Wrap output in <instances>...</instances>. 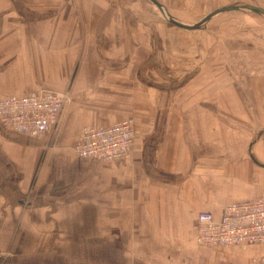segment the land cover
<instances>
[{
	"label": "crops",
	"instance_id": "obj_1",
	"mask_svg": "<svg viewBox=\"0 0 264 264\" xmlns=\"http://www.w3.org/2000/svg\"><path fill=\"white\" fill-rule=\"evenodd\" d=\"M50 4L58 6L56 11ZM24 13L13 12L12 0H0V95L50 89L67 92L68 100L55 127L43 134L0 124V264H82V256L87 264H252L263 245L204 246L195 237L199 211L217 218L228 202L264 197V190L250 192L241 185L242 178L250 181L253 169L248 162L249 171L241 169V141L235 128L227 129L223 110L160 107V92L134 82L130 87L123 59L130 45L128 13L113 0H25ZM15 19L50 20L41 30L26 29L28 37L44 29L46 37L57 36L55 43L58 36H81L83 30L96 37L83 51L94 52L98 61L82 66L71 98L46 78L33 80L31 68L12 73ZM154 33L160 41L162 35ZM51 52L39 68H50L57 79V65L65 60L57 56V47ZM127 116L134 119L128 158L108 162L75 152L84 127ZM258 143L251 142L257 148H247L246 154L264 168V141ZM85 220L95 234L84 239ZM39 226L71 229L72 234L34 235ZM15 228H23V234H15ZM82 244L88 245L83 253Z\"/></svg>",
	"mask_w": 264,
	"mask_h": 264
},
{
	"label": "rangeland",
	"instance_id": "obj_2",
	"mask_svg": "<svg viewBox=\"0 0 264 264\" xmlns=\"http://www.w3.org/2000/svg\"><path fill=\"white\" fill-rule=\"evenodd\" d=\"M160 1L176 16L175 19L189 24L223 5L248 2L264 5V0ZM24 4L25 0H12L13 12L25 14ZM113 5L122 6L128 13L126 38L130 45L129 50L123 53V59L128 62L127 69L132 82L130 87L135 83L143 90L160 92V107L196 106L210 111L215 108L223 110L227 129L235 128L233 134L241 141V155L244 158L241 169L249 171L246 162L253 169L250 181L244 183L242 178L241 185L251 189L250 192L263 191L264 168L257 167L248 159L246 149L251 147V142L254 144L259 141L257 145H260L264 141V17L245 9L225 11L211 17L200 28L188 30L172 25L149 0H113ZM49 6L50 11H56L58 7L54 4ZM33 7L39 9L41 4H34ZM48 22L50 20L43 19L12 21V73L22 71L24 67L31 68L33 80L46 78L49 83L60 85H55L56 89L69 91L70 95L77 75L82 74V66L89 60L98 61L94 52L83 51L84 45L91 44L96 37L85 36L83 30L81 36H58L61 40L55 43L57 36L46 37L45 29L42 35L40 32H33L30 37L25 35L26 29L41 30V24L45 26ZM154 31L162 35L160 41ZM15 32L20 34L15 35ZM68 46H73L74 51H66ZM24 47L28 50L25 51ZM51 47H57V56L65 60L57 65V79L50 76V68H39V62H44L43 65L49 62ZM64 48V52L58 51ZM25 54L28 55L26 61ZM256 148L252 146L250 149ZM82 217L87 218V213H82ZM87 223V220L83 221V227L80 228V235L84 239L87 235L95 234L93 229L85 227ZM62 229H41L39 226L34 235H40L41 231L51 235L72 234L71 229L68 232ZM9 230L12 237V227ZM14 231L17 234L20 229L15 228ZM22 231L23 228L21 234ZM11 244L9 238L7 251ZM81 247L83 253L88 245L82 244ZM81 263L87 264L83 256Z\"/></svg>",
	"mask_w": 264,
	"mask_h": 264
},
{
	"label": "built area",
	"instance_id": "obj_3",
	"mask_svg": "<svg viewBox=\"0 0 264 264\" xmlns=\"http://www.w3.org/2000/svg\"><path fill=\"white\" fill-rule=\"evenodd\" d=\"M68 93L41 89L21 95H0V124L28 135H40L57 124ZM134 138V119L84 127L74 145L81 157L103 161L128 158ZM196 241L204 246L259 244L264 246V197L228 202L219 217L209 210L196 215ZM252 264H264V250Z\"/></svg>",
	"mask_w": 264,
	"mask_h": 264
},
{
	"label": "water",
	"instance_id": "obj_4",
	"mask_svg": "<svg viewBox=\"0 0 264 264\" xmlns=\"http://www.w3.org/2000/svg\"><path fill=\"white\" fill-rule=\"evenodd\" d=\"M152 4H154L161 13L166 14V19L174 26L181 28V29H188V30H192V29H198L200 28L204 23H206L211 17H213L214 15L221 13V12H225V11H231V10H240V9H245L247 11L253 12L255 14H259L264 16V7H261L259 5L256 4H251V3H242V4H227V5H223L220 7H217L215 9H213L212 11L206 13L203 17H201L198 21H196L195 23H184L181 21H178L177 19H175L174 17H172V15H170L165 6L159 1V0H149ZM165 16V15H164Z\"/></svg>",
	"mask_w": 264,
	"mask_h": 264
},
{
	"label": "bare ground",
	"instance_id": "obj_5",
	"mask_svg": "<svg viewBox=\"0 0 264 264\" xmlns=\"http://www.w3.org/2000/svg\"><path fill=\"white\" fill-rule=\"evenodd\" d=\"M165 15V17H166V14H164Z\"/></svg>",
	"mask_w": 264,
	"mask_h": 264
}]
</instances>
